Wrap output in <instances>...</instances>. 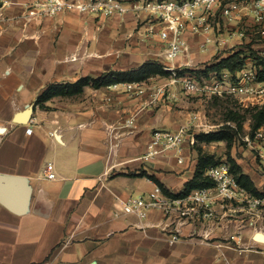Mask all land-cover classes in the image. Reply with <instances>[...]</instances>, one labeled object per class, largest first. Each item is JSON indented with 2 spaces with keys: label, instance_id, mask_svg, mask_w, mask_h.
Listing matches in <instances>:
<instances>
[{
  "label": "crops",
  "instance_id": "0c3cea01",
  "mask_svg": "<svg viewBox=\"0 0 264 264\" xmlns=\"http://www.w3.org/2000/svg\"><path fill=\"white\" fill-rule=\"evenodd\" d=\"M33 1L0 6V183L26 199L22 212L0 200V264H264V236L238 219L178 223L159 209L145 218L124 211L129 196L158 181L177 194L195 176L199 151L188 140L180 153L142 158L153 129L194 126L192 112L175 106L182 93L171 96L172 89L148 105L146 93L130 97L122 88L88 85L51 97L46 107L37 99L51 85L166 62L164 44L146 37L133 13L33 16ZM186 37L191 54L208 62L202 36ZM175 229L179 240L171 239Z\"/></svg>",
  "mask_w": 264,
  "mask_h": 264
},
{
  "label": "built area",
  "instance_id": "2783aa9c",
  "mask_svg": "<svg viewBox=\"0 0 264 264\" xmlns=\"http://www.w3.org/2000/svg\"><path fill=\"white\" fill-rule=\"evenodd\" d=\"M0 1L7 3V0ZM245 6L253 9L256 20H262L264 0H248L244 4L240 1L223 3L222 0H132L128 3L123 0H35L27 5L29 15L33 16H53L69 11L89 12L101 16H124L133 13L139 22L144 23V35L158 37L164 44L163 57L166 62L162 63L164 71L168 72V78L163 83L150 84L141 80L115 82L110 86L122 88L130 97L146 93L149 97L145 104L148 105H155L162 96L170 97L172 87L177 83L182 85L184 92L194 95L242 94L255 97L264 92V87L261 86L264 83V75L260 80L258 70L253 72L243 67L238 70V79L229 81L230 75L227 72L212 70L206 74L205 67L193 71L186 60L176 63L180 58L189 55L187 32L202 36L200 47L206 49L209 42L215 38L213 35L216 27L213 23L217 21L219 25L222 19L241 18L242 7ZM236 30L229 32L230 38H234L237 32L242 33ZM261 71L264 72L263 67ZM251 80H257L260 89L253 87ZM171 96H174V93ZM134 123V114L125 121L127 127H132ZM189 130L187 127L178 131L153 129L142 158L150 160L168 151L180 153L186 140L191 145L196 144V133ZM27 131L32 132V128L29 127ZM244 140L257 150L261 161L264 162L263 129L259 128L253 134H245ZM45 171L48 178L57 177L50 167H46ZM206 175L213 181L212 186L194 189L186 194H171L156 184L149 192L129 196L123 209L126 213H135L141 218L147 217L152 209H159L165 216L177 218L178 223H186L224 218L227 215L225 209H233L234 202L248 201L252 206L264 205V197L253 196L238 183L229 163L220 162L210 166ZM171 239H180L179 230L171 232Z\"/></svg>",
  "mask_w": 264,
  "mask_h": 264
},
{
  "label": "rangeland",
  "instance_id": "374dc122",
  "mask_svg": "<svg viewBox=\"0 0 264 264\" xmlns=\"http://www.w3.org/2000/svg\"><path fill=\"white\" fill-rule=\"evenodd\" d=\"M230 1H240L244 4L248 0H222L223 3ZM242 8L241 18L222 19L219 25L217 21L213 23L216 27L215 35H213L215 38L209 42L206 49L201 48L202 53H209L211 58L208 62H202L203 60L200 58H195L190 49L189 55L184 57L187 59L180 58L176 63H182L186 60L191 69L195 71L199 68H207L211 63L220 61L234 51L244 49L245 55L248 56L244 68L253 70V72L258 70V77L261 80L264 72L258 68L257 60L259 61V59L250 55L252 50L255 51L256 55L264 57V16L262 20H256V13L253 9L246 6ZM142 26H145L144 23H139V29ZM234 30L242 33L237 32L234 38H230L228 34L229 32L233 33ZM211 46L215 49L210 50ZM218 72H227L230 75L229 81L238 79V71L230 72L227 69H222ZM160 76L163 79L160 83L165 82L168 78V75ZM250 84L260 89V83L257 80H251ZM261 86L264 87V83ZM172 89L175 95L182 93L184 99L182 104H175V106L181 108L184 105L182 108L192 112L194 126L190 127L189 131L196 133L198 139L197 143L194 144L196 150L202 154L213 155L215 161L227 162L230 166H232L230 159L234 158L236 161L239 159L244 170L248 171L251 177L249 176L246 185H244L238 181L237 171L232 170L238 183L253 196L264 197V163L261 161L257 150L244 140L245 134H253L257 123L256 127L262 128L264 131V92L255 97L242 94L189 95L183 91L180 83L174 85ZM208 133L221 134L223 137L210 141L204 137ZM233 207L234 210L232 211L226 210L227 215L224 218L238 219L240 220V227H250L253 232L264 236V205L252 206L248 201H242L234 202ZM260 238L264 239V237Z\"/></svg>",
  "mask_w": 264,
  "mask_h": 264
},
{
  "label": "trees",
  "instance_id": "16d2710c",
  "mask_svg": "<svg viewBox=\"0 0 264 264\" xmlns=\"http://www.w3.org/2000/svg\"><path fill=\"white\" fill-rule=\"evenodd\" d=\"M1 4L2 2L0 1V5ZM254 52L255 51L251 50L250 56L252 57L255 56L257 59H259V61L257 60V63L259 65L258 68L263 67L264 69V57L262 58V56L256 55V53ZM247 58L248 56L245 55L244 49L234 51L228 56L222 58L220 61L207 66L206 74H208V72L212 70L220 71L222 69H227L230 72H236L242 69L243 67H245ZM158 74L168 75V72L164 71L163 63L161 61L150 60L143 63L138 68L122 70V71H111L99 78H91L89 76H84L73 83H62V84L51 85L42 95L38 97L37 103H41L43 107H46V105H44L42 102L49 100L51 97L55 95L70 96L73 94H78L83 92L84 88L88 85H92L94 87H100L102 85H111L115 82L141 81ZM257 124L255 125L254 132L258 129V127H256ZM204 137L207 140L211 141L213 139H220L223 137V135L217 133L216 134L208 133L204 135ZM230 161L232 164L231 166L232 170L234 172L237 171L238 173V175L236 174L238 181L246 185V182L249 179V175L244 174L242 172L243 171L242 167L240 166V164L237 163V161L234 158L230 159ZM218 163L220 162L215 161L213 155L202 154L199 152V161L195 176L193 179L187 182L185 189L178 194H186L194 189L212 186L214 183L206 175V172L210 166ZM149 176L156 180L155 177L151 175ZM158 184L163 187L165 192L173 194L172 192L168 191L159 181Z\"/></svg>",
  "mask_w": 264,
  "mask_h": 264
},
{
  "label": "water",
  "instance_id": "95a60500",
  "mask_svg": "<svg viewBox=\"0 0 264 264\" xmlns=\"http://www.w3.org/2000/svg\"><path fill=\"white\" fill-rule=\"evenodd\" d=\"M28 110H32L29 108ZM30 118V115H29ZM0 200L5 203L8 207H15L17 212H22L25 210L26 207V199L22 198L20 194H17L14 189L8 186H3L0 183Z\"/></svg>",
  "mask_w": 264,
  "mask_h": 264
}]
</instances>
